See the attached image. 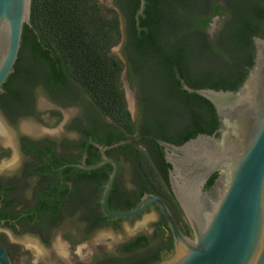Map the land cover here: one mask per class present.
<instances>
[{"label":"trees","instance_id":"obj_1","mask_svg":"<svg viewBox=\"0 0 264 264\" xmlns=\"http://www.w3.org/2000/svg\"><path fill=\"white\" fill-rule=\"evenodd\" d=\"M115 2L126 20L129 80L142 90V104L161 108L139 134L165 133L160 135L164 141L183 144L200 133H216L220 121L214 104L187 90L183 80L197 89L237 91L254 64V37L264 38V0H146L139 17L141 0ZM217 17L223 23L210 35L208 29ZM31 22L24 26L15 72L5 88L21 95L11 88L23 79L59 95L72 78L115 124L100 142L118 150L134 148L129 140L137 125L122 89L123 62L111 54L123 36L119 13L98 0H32ZM175 119L179 123L174 124ZM146 140L154 158L137 150L148 179L143 192L169 196L163 179L168 181L171 164L160 152L159 142ZM217 177L218 173L212 175L205 188ZM40 209H45L44 204ZM182 223L190 234L187 221ZM173 248V236H166L159 226L152 235L122 245L119 255L100 264H159Z\"/></svg>","mask_w":264,"mask_h":264},{"label":"flooded vegetation","instance_id":"obj_2","mask_svg":"<svg viewBox=\"0 0 264 264\" xmlns=\"http://www.w3.org/2000/svg\"><path fill=\"white\" fill-rule=\"evenodd\" d=\"M103 6L119 13L126 39V20L120 7L116 2L112 6ZM108 14L111 15L109 12ZM114 47L111 48V54L116 55ZM128 81L130 82L129 72ZM9 83L8 77L3 91L0 92V242L7 248L14 264L16 257L25 252L30 253L26 250V238L37 241L44 247H50L53 256L64 259L69 257L73 260L72 264H100L114 256L105 255L88 262L80 260L83 256L78 247L88 244L95 246L98 244L96 235L100 230L119 229L125 222L133 225L152 211L158 214L154 231L162 226L166 236L172 235L156 204L150 205L139 215L127 218L109 217L104 213L102 206L106 184L115 169L112 163L95 167L104 160L103 153L119 166L117 178L107 199L108 210L131 211L148 193L143 192L144 188H147L148 179L141 154L138 155L137 150H144L154 158L146 139L158 142L157 139L166 135L163 133L160 136L153 132L144 137L145 135L139 134L147 119L160 113L161 108L142 104V90L140 92L134 82L139 107L137 118L130 110L123 87L122 72V89L128 109L137 125L132 136L127 132L126 135L132 137L129 142H134L136 150L127 147L118 150L100 142L106 137L108 129L115 124L109 116L99 111L93 98L72 78L69 86L59 95L50 94L46 85L35 87L23 79H17L13 83L11 90L22 93L14 95L5 88V84ZM183 84L185 87V80ZM40 91L52 102L49 105L52 108L38 106ZM150 92L147 89L148 95ZM31 119L41 122L42 128L29 126ZM173 123L177 124L179 121L175 119ZM57 125H61L62 133H59L60 130L58 133L51 132ZM160 146V152L166 158L167 153L161 144ZM105 148L107 149L104 150ZM163 181L169 196L149 194H156L166 202L182 230L188 234L182 223L183 220L187 221L186 217L172 191L169 178L168 181ZM210 189L211 187L206 190ZM42 204L45 209H40ZM191 234L192 231L189 235ZM141 235L147 234H137L122 245ZM57 236H60L59 244L64 247L63 252H59L54 243L58 241ZM174 253L175 248L171 249L167 258Z\"/></svg>","mask_w":264,"mask_h":264},{"label":"water","instance_id":"obj_3","mask_svg":"<svg viewBox=\"0 0 264 264\" xmlns=\"http://www.w3.org/2000/svg\"><path fill=\"white\" fill-rule=\"evenodd\" d=\"M145 7L146 0H141L137 17ZM31 14L32 0H0V92L14 72L24 26L32 25ZM254 42V64L237 91L185 84L187 90L214 104L220 121L217 132L200 133L183 144L157 139L171 164L169 181L191 235L156 194L146 193L131 211L110 212L107 199L119 166L105 153L95 166H115L102 198L107 216L133 217L152 204L163 214L175 253L159 264H264V38L255 36ZM215 173L218 177L206 190ZM0 264H14L1 242Z\"/></svg>","mask_w":264,"mask_h":264},{"label":"rangeland","instance_id":"obj_4","mask_svg":"<svg viewBox=\"0 0 264 264\" xmlns=\"http://www.w3.org/2000/svg\"><path fill=\"white\" fill-rule=\"evenodd\" d=\"M101 4L106 6H112L115 0H98ZM223 18L217 17L214 19L210 28L208 29V33L210 35H215V33L219 30L223 23ZM122 32L123 37L121 41L115 45L114 52L115 54L122 60L123 62V87L126 91V96L128 99V103L130 105V110L132 115L137 118L138 116V98L136 85L134 83H130L128 81V72L129 65L128 60L124 53V43H125V34H124V24H122ZM52 102L49 101L48 98L45 97L43 91H40L38 95V106L42 108L50 109L52 108ZM28 125L33 128H42L41 122L35 119H31L28 122ZM61 125H57L55 128H52L51 132L54 131L56 133L61 132ZM158 214L155 211L149 212L145 214L141 219L131 225L129 222H125L122 228H106L100 230L96 237L98 239V244L93 246L92 244L79 246L78 251L82 252V258L80 260H87L90 262L97 257H104L105 255L116 256L119 255V249L122 244L134 236L140 233H145L147 235H152L154 232V226L157 222ZM142 224V225H140ZM33 239V238H32ZM57 240L54 243L60 245V236H57ZM25 245L27 246V251L30 253H24L22 256L16 257L15 264H72L73 260L69 257L64 259L63 257L53 256L50 247H44L40 245L37 241L31 240L30 238L25 239Z\"/></svg>","mask_w":264,"mask_h":264},{"label":"bare ground","instance_id":"obj_5","mask_svg":"<svg viewBox=\"0 0 264 264\" xmlns=\"http://www.w3.org/2000/svg\"><path fill=\"white\" fill-rule=\"evenodd\" d=\"M0 127H2V125H1V122H0ZM4 133V132H3ZM5 135V134H4ZM57 249H58V251L59 252H63L64 251V247L62 246V245H57V247H56Z\"/></svg>","mask_w":264,"mask_h":264}]
</instances>
